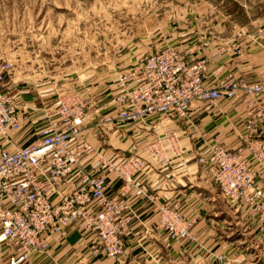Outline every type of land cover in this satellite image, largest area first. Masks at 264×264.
Here are the masks:
<instances>
[{"label": "crops", "instance_id": "1", "mask_svg": "<svg viewBox=\"0 0 264 264\" xmlns=\"http://www.w3.org/2000/svg\"><path fill=\"white\" fill-rule=\"evenodd\" d=\"M222 50V45L214 44L205 53L206 83H216L229 73L247 79L255 78L253 75L264 78V48L247 50L245 55ZM8 85L3 83L0 88L14 96L21 129L13 132L2 146L13 150L35 142L40 130L60 116L55 97L34 95L27 89ZM121 109L119 103H105L99 114L83 127V139L78 147L80 168L104 176L107 197H117L127 204L123 214L130 221L123 238L124 256L119 261L106 256L96 233L73 225L66 235L52 236L48 250L31 255L24 264H174L189 260L219 264L217 255L223 223L235 228L242 224L245 263L264 261L261 212L253 207L255 205L227 202L215 184L209 164L199 162L201 156L207 155V146L213 143L241 151L255 173V187L264 193V161L253 158L245 138L248 99L241 94L232 101H194L188 119L166 114L144 123L102 122L103 118H116ZM257 137L264 142V125L259 126ZM87 144L98 151V156L84 151ZM134 160H140L142 166L131 171ZM128 163L131 164L124 168ZM122 171L129 176L122 175ZM77 172L60 186L63 193H71L78 187L80 175ZM174 202L180 204L184 215L192 222L194 235L201 244L173 241L157 228L158 206ZM261 202L264 204V196ZM237 240L239 242V239L228 238L227 242L236 244ZM14 250L7 248L0 264H8V256Z\"/></svg>", "mask_w": 264, "mask_h": 264}, {"label": "built area", "instance_id": "2", "mask_svg": "<svg viewBox=\"0 0 264 264\" xmlns=\"http://www.w3.org/2000/svg\"><path fill=\"white\" fill-rule=\"evenodd\" d=\"M204 70L203 62H175L167 54L142 60L136 72L121 78V93L114 103L124 106L116 118H103L102 122L138 123L156 114L188 119L194 101H232L242 94L250 108L245 120L248 150L255 160L263 162L264 142L257 132L264 125V80L258 83L224 80L208 86ZM11 71L10 64L0 70V85ZM59 116L40 130L32 144L13 150L4 148L2 143L13 132L20 131L21 123L14 96L0 91V258L7 248L13 247L8 264H24L31 255L45 253L52 236H64L74 225L96 233L104 254L119 261L125 253L123 238L130 221L123 214L127 204L117 197H107L104 176L80 168L78 145L83 139V127L93 115L62 103ZM84 151L98 156V151L89 144L84 145ZM199 162L209 164L214 180L227 197L243 200L264 212L261 202L264 193L255 187V173L241 151L213 143L207 146V155L201 156ZM141 166L140 160H134L130 170ZM75 171L80 175V183L65 194L60 186L68 183ZM122 175L129 176L126 172ZM161 212L164 229L173 237L186 236L181 216L175 217L165 206ZM175 222L179 223L176 225L179 229Z\"/></svg>", "mask_w": 264, "mask_h": 264}, {"label": "rangeland", "instance_id": "3", "mask_svg": "<svg viewBox=\"0 0 264 264\" xmlns=\"http://www.w3.org/2000/svg\"><path fill=\"white\" fill-rule=\"evenodd\" d=\"M214 44L237 55L264 48V0H0V70L7 64L12 68L4 83L34 95L53 96L58 99V110L62 103L84 109L93 115L90 120L119 96L121 78L136 72L142 60L151 56L167 54L175 62H203L206 83L204 56ZM253 76L257 79L229 73L206 84L264 80ZM134 83L136 89L137 80ZM155 116L162 115L138 123ZM215 184L227 202L245 204L233 201ZM163 206L183 218L186 236L173 237L164 229ZM158 210L157 228L171 240L201 244L179 203L161 204ZM223 224L219 264H249L242 258V224L236 228ZM228 238L239 242L228 243Z\"/></svg>", "mask_w": 264, "mask_h": 264}]
</instances>
